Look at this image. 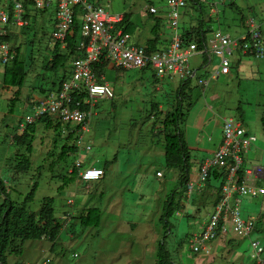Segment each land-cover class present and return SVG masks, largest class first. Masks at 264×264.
I'll return each mask as SVG.
<instances>
[{"label":"rangeland","instance_id":"374dc122","mask_svg":"<svg viewBox=\"0 0 264 264\" xmlns=\"http://www.w3.org/2000/svg\"><path fill=\"white\" fill-rule=\"evenodd\" d=\"M100 1L107 3V0ZM146 1L162 8L166 15V0H108L109 11H129L136 23L140 21V6ZM194 8L188 3L182 10L179 33L197 23V11ZM207 8L208 6L203 5L205 14ZM28 15L29 27L10 26L14 33L11 47L20 48L22 55L32 48L35 53L34 69H27L28 73L18 96L16 88L3 86L0 75V177L5 183L8 199L16 204L23 203L35 186L33 198L26 203L32 213L40 209L43 199L52 198L55 218L63 226L66 223L67 227H62L55 242L45 238L24 241L21 253L7 254L5 263L155 264L157 246L164 240L165 248L176 264H249L250 262H244V258L248 256V242L247 245L246 242L245 245L242 244L247 238L231 240L233 251L231 248L227 251L219 250L214 257L194 254L190 249L192 236L201 231L213 210L212 198L204 194L197 202V189L188 196L178 183V172L165 166L163 133L158 131L161 117L156 111H151L155 102H160L162 114L168 107L176 104L181 82L176 78L156 79L150 70L104 69V80L113 90L114 97L111 100H98L95 104L87 132L83 135V143L88 144L91 150L58 159L64 135L56 139L55 131L44 128L40 123L36 125L33 137L30 167L27 170L19 169L24 159L22 155L25 154V146H18L12 140L17 135L18 122L30 114L32 96L41 95L40 88L50 90L51 83L61 77V71L56 74L42 68L45 64L43 61L52 56L54 9L36 13L29 8ZM162 22L167 31L165 16ZM146 23L148 29L140 39L137 38V29L132 34L133 41L141 46L152 38L150 22ZM211 25H217L215 20ZM214 29L217 30V27ZM30 40L33 44L29 43ZM161 44L162 42L158 47ZM211 59L209 68L212 73L220 58L214 55ZM201 61L199 55L189 58L193 69ZM24 62L27 64L25 59ZM238 81H226L220 76L209 82L203 93L197 86V80H192L184 89L180 129L186 138L190 161L194 166L205 151L214 148L215 143L208 141V138L219 133L215 120L221 117L239 119L238 102H241L244 111L255 110L254 105L248 107L238 98V92L239 97H243L244 92L243 85L238 91ZM211 93L218 95L219 100L210 102ZM210 105L214 107L213 111L208 108ZM259 140L264 141L261 128L254 143L260 150L253 148L244 158L250 157L249 164L264 169V147L258 146ZM78 158L81 169L89 166L104 167L105 173L101 179L87 183L75 178L64 185L65 178L70 177L69 170ZM200 163L203 162H199V165ZM157 172L162 177H158ZM260 185L264 186V180H261ZM169 195L174 196V207L178 213L169 218L171 228L169 234L165 235L160 215L162 205ZM68 200H72L74 205H68ZM254 201L258 204L261 202L259 199ZM3 202L4 197L0 194V206ZM91 207L100 210V225L84 227L77 216L82 209ZM67 212L71 214L69 222L61 219ZM256 228L261 231L252 234V238L264 243V223H257Z\"/></svg>","mask_w":264,"mask_h":264},{"label":"built area","instance_id":"2783aa9c","mask_svg":"<svg viewBox=\"0 0 264 264\" xmlns=\"http://www.w3.org/2000/svg\"><path fill=\"white\" fill-rule=\"evenodd\" d=\"M190 1L191 4L197 1L202 5L213 3L209 0ZM187 5L188 0H166L165 18L171 32L170 42L147 53L144 46L137 45L131 35L123 32L124 14L111 13L108 1L99 4L92 0H0V73L15 56V48L11 47L14 33L10 26H28L29 8L41 13L54 9L51 41L53 44L59 42L61 49L66 47V38L74 34L75 20L79 28L77 47L82 57L70 62L68 77L57 90L38 99L30 114L19 125V133L41 117H50L60 123L63 134L75 128L80 145L95 104L98 100H111L114 97L113 90L103 74L96 70L95 64L105 63L108 69L124 71L151 69L158 79L167 77L185 81L197 80V68H191L189 63L191 56H206L208 64H211L212 56L216 55L220 58L217 68L208 78L197 80L198 86L204 90L210 80L230 73L233 54L264 58V37L251 18L246 19L245 32L239 37L216 30L201 47L195 43L187 44L178 33L180 15ZM141 12L144 16H157L159 13L156 6L149 4L142 6ZM221 140L212 157L200 165L196 180L187 185L190 195L194 189L205 187L210 169L222 173L223 184L217 194L214 212L201 232L192 236L190 249L195 254L208 256L211 254V243L231 232L240 239H249L254 264H264V245L250 239L255 219H243L240 206L241 199L264 196V188L256 185V182L264 179V169L257 165H245L244 159L254 147L256 138L247 133L240 122L226 118L222 123ZM80 150L88 151L90 147L83 145ZM80 164L77 159L78 176L82 181H96L103 175V171L97 167L81 169ZM158 175L161 176L160 173ZM68 204L72 202L68 201Z\"/></svg>","mask_w":264,"mask_h":264},{"label":"trees","instance_id":"16d2710c","mask_svg":"<svg viewBox=\"0 0 264 264\" xmlns=\"http://www.w3.org/2000/svg\"><path fill=\"white\" fill-rule=\"evenodd\" d=\"M189 2L191 1L188 0V3ZM144 4L156 6L148 1L144 2ZM192 6L195 7L194 9L195 11H197V23L195 25H189V29L183 32L182 38L187 44L195 43L198 47H201L202 44L206 42L207 33L211 31L212 20H205V13L203 12L202 4L194 1ZM148 16L149 20L153 21V25L150 31L152 38L146 42V45L144 47L147 53H151L160 48L158 47V44L160 43L159 30L163 22L162 17L158 15ZM36 17L37 16L35 14V25L37 20ZM29 25L26 26V28L29 27ZM74 26L75 31L73 36H68L66 38V47L64 49H61L59 42L54 43L52 47L51 58L43 61L45 62V64L42 66L44 70L55 72L56 74L60 73L58 71H61V77L57 78L51 83L50 90L47 91V89L45 88H40V92L42 94L46 93V91L49 92L57 90L60 87V84L68 77V68L70 62L74 59L82 57V52L79 51L77 47V41L79 39V28L78 22H76V20L74 22ZM122 27L124 33H128L132 36L135 29H137L138 27H142V23L140 21L135 23L133 22L131 14H124ZM213 33L214 32H212V34ZM36 34L37 33L35 32V37ZM7 40H10V38H7ZM29 43L33 44L31 40ZM20 50V48H15V56L9 63V65L5 67L2 75L3 86L16 88V96L19 95L20 89L25 81L28 73L27 69L30 68V70H32L35 66L34 50H32V48L26 50V54H23L24 58H22L23 55ZM24 59L25 61H27V64L24 62ZM95 65L96 70L101 73L104 72V69H107L105 63ZM146 70L148 69H144V71ZM191 81L192 79H187L180 82V86L178 88L176 96V104L168 107L164 114H162L161 112L162 110L160 109V102H155L151 106V111H156L158 116L161 117V120H159L161 126L158 131L163 133L165 166L168 169H172L178 172V183L180 187L183 188L185 192H187V194H189L187 191V185L189 182L193 181L190 180L192 163L190 161L191 156L188 152L186 138L183 131H181L180 129V123L183 119L181 106L182 98L184 96L183 91L184 89H186V87H188ZM15 100L16 99L14 98V101ZM40 123L43 124L44 128L52 129L53 131H55L56 139L59 136L64 135V142L60 148V151L58 152V159H64L69 154L79 152L80 146L85 145L83 141L79 145V138L75 128H72L71 130L68 129V132L66 134H63L57 122L54 123L49 118H43L37 121L35 124L29 125L26 131L21 136L15 135L12 138L16 145L25 146V154L22 155L24 159L22 160V163H20L21 165L19 168L21 170H27V168L30 167L31 163L29 157L33 151V137L36 132V125ZM155 124L156 123H154V128L156 129ZM261 125L264 132V114L261 117ZM100 168L103 170L104 175L105 168ZM77 170L78 166H76L75 163L73 164L71 172L69 173L70 177L65 178L64 185H67V183L69 184L76 178L78 172ZM239 176L241 175L239 174ZM222 184V173L216 169H210L206 185H208V187L210 188L211 186H213L214 189H217L218 194L221 190ZM34 190L35 186H33L32 190L26 196L23 203L16 204L8 199L5 183L0 177V194L4 197V202L0 206V264H6L5 256L7 254H20L21 244L24 241L39 240L45 238L51 242H55L62 230V227H64L62 222L57 220L54 216V201L52 198L43 199L42 205L36 213H32L28 210L26 203L33 198ZM174 202V196L169 195L168 199L162 205L160 223L163 227V230L165 231V235L169 234L171 228V223L168 221L169 218H171L175 213L178 212V210H176L174 207ZM77 217L80 221L79 223L84 227H97L101 222V212L95 207L84 208V210L82 209ZM257 223H264V212H261L258 216L256 224ZM260 231L261 229H255L256 234ZM163 239H165V236ZM261 244L264 245V243ZM155 264H176V262L171 258L168 251L166 250L164 240L157 246Z\"/></svg>","mask_w":264,"mask_h":264},{"label":"crops","instance_id":"0c3cea01","mask_svg":"<svg viewBox=\"0 0 264 264\" xmlns=\"http://www.w3.org/2000/svg\"><path fill=\"white\" fill-rule=\"evenodd\" d=\"M94 2L103 4V2H101L100 0H95ZM144 5L145 4L143 3V5L140 6V10H139L140 12H138L139 15L137 14L138 17L140 18V22L142 23V27L137 28V35H138L137 38L138 39H140L145 33L146 29H148L147 28L148 23H146V21L150 22V26H149L150 31L153 25V21L149 20V16H144L141 12V7ZM206 6H208L207 8L208 10H207V13L205 14V20L211 19L212 22L215 20L217 24V25H214V27L213 25H211V31L208 33L210 37L212 36V32L216 31L214 29L216 27H217V30H220V31L224 29L222 32L232 37H239L245 32V27H246L245 20L248 18L253 19V21L259 26V29L264 37V0H218V1L213 0L212 4H207ZM218 7H220V9H218ZM158 11H159L158 16L163 18L165 16V13L163 12L165 11L162 10V8L161 9L158 8ZM121 14H131L132 15V13H130L129 11H124ZM166 29L167 31H165V28L162 24L159 30L160 42H162L161 47L167 46L170 42L171 33L168 30V28ZM183 32L182 33L178 32V33L182 35ZM199 56L202 58V61L199 64H197V73H196L197 80L199 78H208L211 73L210 71L211 68H209L211 64H208L206 56H203V55H199ZM233 56L231 58L230 73L228 75H223L222 77H224L226 81H233L235 79L239 80L238 81V91L240 90L239 87H241L242 85L244 86V88L242 89L244 91L243 97H239V92H238V98H240V100L243 101V103L247 105L248 107H251V105H254L255 110H252V112H249V110L244 111L243 107L240 104L241 102H238L239 105L237 106V110L240 114V117L239 119H235V120L240 122L246 128L247 133L257 138V136H259V133H260V128L262 129V134L264 135L263 128L261 125V117L264 114V58L255 59L250 55H240L238 53L234 54ZM148 70H150L152 72L153 77L157 79L154 72L151 69H148ZM140 71L144 72V70H140ZM217 79H214V80H217ZM192 80H195V79H192ZM211 81L213 80H210L209 82ZM197 86H198V83H197ZM157 89L158 88L156 87V90ZM201 89L204 93L206 88L204 90L203 88ZM40 94L41 95L39 96L34 94L32 96L33 100L31 101V103H34L37 99L41 98L43 94L41 92ZM217 100H219L218 95L211 93L210 102L214 103ZM208 108H210L212 111L214 110V107L211 105ZM160 109H161V106H160ZM224 119L226 118L221 117L220 119L215 120V127L219 129V133L218 135L213 134L215 135L214 137L212 135V137L208 138V141H210L211 143H215L214 148L209 149L208 151H205V154L201 157L199 162H203L204 160L211 158L212 154L220 146L221 141H222L221 140L222 139V123ZM257 144L258 146L264 147L263 140H259ZM253 148L260 150L257 146H254ZM199 162L197 163L196 166L192 164L190 180H193V181L196 180ZM249 163H251L250 157L248 159H245V165H248ZM70 172L71 170H69V173ZM260 182L261 180L256 182V185L264 188V186L260 185ZM217 192H218L217 189H214L213 186H211L210 188L208 187V185H205V187L202 188L201 190H197V202L201 199V197L204 194L212 198L211 200H212L213 210L209 214L210 216L208 215L207 217L208 219L205 225L208 223L211 215L214 212V207L218 199ZM255 199H259L261 201L260 204L255 203L254 201ZM263 205H264V196L254 198V199H250V198L241 199L240 206H241L242 217L244 219L254 218L255 221H257V218L260 215V213L264 212ZM70 218H71V214H69L68 220H63V219L62 220L69 222ZM255 229H256V226H255ZM253 234H256V232ZM229 236L230 234L227 235L226 237H222L220 240H216L211 243V248H212L211 255L213 257L216 255V253H218L219 250L227 251L231 248V250L233 251L232 247L230 246V242L231 240L236 239V238H234L231 234V239H229ZM251 238H252V235H251ZM252 239L258 240L257 238H252ZM237 241H240V240H237ZM245 242H246V245H247V242H248V245H250L249 239L247 241L242 242V244L245 245ZM258 242L260 244L262 243L260 240H258ZM248 245H247L248 256L244 258V262L245 263L250 262L249 264H254L250 256V247Z\"/></svg>","mask_w":264,"mask_h":264},{"label":"clouds","instance_id":"9594fccd","mask_svg":"<svg viewBox=\"0 0 264 264\" xmlns=\"http://www.w3.org/2000/svg\"><path fill=\"white\" fill-rule=\"evenodd\" d=\"M2 75H3V73H2ZM50 92H52V91H49V92L44 93V94L42 95V97H44L46 94H48V93H50ZM42 97H41V98H42ZM39 99H40V98H39ZM32 100H33V99H32ZM32 100H31V101H32ZM37 101H38V99H37L34 103H31V104H30V106L33 104V105L30 107V110H29L30 112H31V110L33 109V106L35 105V103H36ZM43 118H49V119H51L50 117H41L40 119L36 120V121L33 122L32 124H35L37 121H39V120H41V119H43ZM51 120H52V119H51ZM22 121H23V120H22ZM22 121H20V122L18 123V126H17V136H21V135L26 131L27 127H28L29 125H32V124L27 125L26 128H25V130H24L22 133H19L18 129H19V125L22 123ZM52 121H53L54 123L57 122V121H55V120H52ZM57 123L59 124L60 130L62 131V128H61V126H60V123H59V122H57ZM85 145H88V144H85ZM88 146H89V145H88ZM89 147H90V146H89ZM90 150H91V147H90ZM90 150H88V151H86V150L81 151V150H80L78 153L80 154V152H89ZM78 159H79V158H78ZM79 160H80V159H79ZM76 161H77V160H76ZM76 161H75V163H76ZM80 165H81V164H80ZM89 167H91V166H89ZM92 167H95V166H92ZM86 168H87V167H86ZM97 168L101 169L100 167H97ZM101 170H102V169H101ZM77 171H78V170H77ZM102 171H103V170H102ZM159 173H160V172H157V176H158V177H162V175H161V176L158 175ZM160 174H161V173H160ZM102 176H103V175H102ZM102 176H101V177H102ZM76 178L82 181V179H80L79 176H78V172H77ZM100 179H101V178H100ZM100 179H99V180H100ZM99 180H96V181H99ZM96 181H90V182H96ZM82 182H85V181H82ZM87 183H88V182H87ZM68 201H71V202H72V204H68V205H73V201H72V200H68ZM67 203H68V202H67ZM68 213H69V212H67L65 215H63V217H62L63 220H68V217H69V214H70V213H69V214H68ZM177 213H178V212H177ZM243 219H244V218H243ZM66 222H67V221H66ZM64 226H66V223L64 224ZM255 226H256V221H255L254 229H253V231H252L251 234H250V239H251V240H255V239H252V238H251V235L255 232ZM229 234H232V233L229 232L227 235H229ZM227 235H226V236H227ZM226 236H225V237H226ZM232 236H233L234 238H238V237H235L233 234H232ZM239 239H240V238H239ZM257 241H258V240H257ZM249 244H250V243H249ZM249 247H250V245H249ZM211 249H212V248H211ZM194 254H195V253H194ZM211 254H212V252H211ZM211 254H210V255H211ZM250 256H251V250H250ZM252 260H253V259H252ZM253 262H254V261H253ZM43 264H45V263H43Z\"/></svg>","mask_w":264,"mask_h":264}]
</instances>
